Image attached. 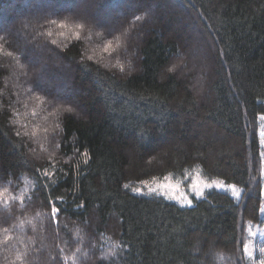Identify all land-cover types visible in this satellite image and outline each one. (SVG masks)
<instances>
[{
  "label": "trees",
  "instance_id": "obj_1",
  "mask_svg": "<svg viewBox=\"0 0 264 264\" xmlns=\"http://www.w3.org/2000/svg\"><path fill=\"white\" fill-rule=\"evenodd\" d=\"M164 2L123 7L127 35L65 10L0 26V264H251L264 0ZM9 3L6 23L22 11ZM189 14L203 57L186 50ZM192 171L240 198L209 189L180 206L130 187Z\"/></svg>",
  "mask_w": 264,
  "mask_h": 264
},
{
  "label": "rangeland",
  "instance_id": "obj_2",
  "mask_svg": "<svg viewBox=\"0 0 264 264\" xmlns=\"http://www.w3.org/2000/svg\"><path fill=\"white\" fill-rule=\"evenodd\" d=\"M142 1L144 0H74V2L67 0L62 2V4H56L53 0L40 2H38V0H30L26 3L22 0H10V3L4 6V11L15 10L16 8L22 11L18 12V18L11 20L12 22L6 23V21H0V26H5V31L9 32L17 30L19 15L20 18H28L29 20L35 19V21H37L36 18H39L43 13L48 11L65 10L71 11V18L73 21H83L87 30L91 29L92 31V29L98 30L99 28H105L109 31L110 28L113 27L116 34L127 35L129 28L121 23L123 16L121 9L123 7H127L130 11L138 8L140 9L141 7L142 9H146L144 5H147L149 1L152 0H145L146 4ZM154 1L158 4V0ZM171 1L172 0H165L164 4L170 6L173 4ZM103 3L105 4L103 5ZM2 12L3 10H0V13ZM154 15V13L149 12L147 18ZM187 20L191 27L188 32L186 31V34L191 38V43H189L186 50L189 49L192 51V54H196L194 50L197 49L199 56L203 57L201 49L198 48V40L202 42L201 44L209 46L208 41L205 36H202L200 33L196 17L189 14ZM42 51H44L43 53L46 55L50 54L48 49H42ZM197 61L201 64V67H203L201 61L199 59ZM178 65L180 66L179 63H176L175 67L177 68ZM68 105L71 106L69 103L63 102L60 109H68ZM262 133H264V119L259 117L258 137L261 146L259 172L262 180L261 206L257 221L247 222L244 224L243 228V253L251 264H260V261L264 259V255L261 253V249L264 248V211H261V209L264 208V135H262ZM144 182L145 181L133 184L130 187L135 193H137L135 190L139 188L141 189L140 194L158 195L180 206H191L193 199L201 198L209 189L221 190L229 193L235 199L240 198V190L235 186L225 184L220 180H206L201 177L198 171L188 172L184 174V176L178 178L165 176L161 179L146 180V184ZM149 189H155V191L150 192ZM236 193H239V196H237ZM189 201H191V204H189ZM245 246H247V248ZM249 253H251V255H249Z\"/></svg>",
  "mask_w": 264,
  "mask_h": 264
},
{
  "label": "snow or ice",
  "instance_id": "obj_3",
  "mask_svg": "<svg viewBox=\"0 0 264 264\" xmlns=\"http://www.w3.org/2000/svg\"><path fill=\"white\" fill-rule=\"evenodd\" d=\"M261 119H264V116H262V117H260ZM262 135H264V133H262ZM145 184L147 183L146 181L144 182ZM222 187V186H221ZM138 194H140L141 193V189H136L135 190ZM149 191L150 192H154L155 191V189H149ZM236 195L237 196H239V193H236ZM49 203H54V202H49ZM189 204H191V201H189ZM52 214H53V216H57L59 213H60V211H61V209L60 208H58V207H56V206H53L52 207ZM261 211H264V208H262L261 209ZM246 248H247V246H245ZM261 253H262V255H264V248H262L261 249ZM249 255H251V253H249ZM260 264H264V259H262L261 261H260Z\"/></svg>",
  "mask_w": 264,
  "mask_h": 264
}]
</instances>
